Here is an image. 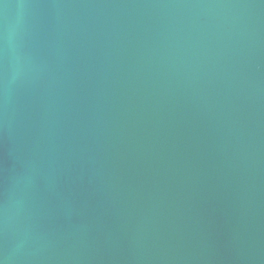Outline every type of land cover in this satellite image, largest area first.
I'll use <instances>...</instances> for the list:
<instances>
[{
    "label": "water",
    "instance_id": "obj_1",
    "mask_svg": "<svg viewBox=\"0 0 264 264\" xmlns=\"http://www.w3.org/2000/svg\"><path fill=\"white\" fill-rule=\"evenodd\" d=\"M0 264H264V0H0Z\"/></svg>",
    "mask_w": 264,
    "mask_h": 264
}]
</instances>
